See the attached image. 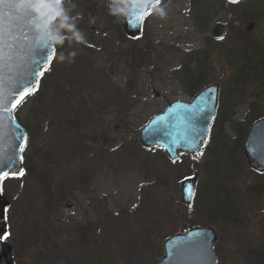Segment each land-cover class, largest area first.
I'll list each match as a JSON object with an SVG mask.
<instances>
[{"label":"rangeland","instance_id":"obj_1","mask_svg":"<svg viewBox=\"0 0 264 264\" xmlns=\"http://www.w3.org/2000/svg\"><path fill=\"white\" fill-rule=\"evenodd\" d=\"M188 2L163 0L158 9H163L164 15L154 9L147 16L144 36L131 49L132 41H121L120 13L110 10V6H125L124 0H63L70 16L79 14L76 25L85 42L66 39L62 46L56 45L55 59L41 89L18 107L17 117L33 133L29 170L19 178L7 177L2 182L3 192L12 201L11 223L30 230L29 240L36 252L21 256L20 264H157L166 237L208 220L219 235L215 242L218 264H252L247 251L264 245V175L252 171L240 151H232L229 141L246 117L244 130L253 118L264 115V54L238 53L230 67L227 60L221 61L215 55L204 63L210 68L206 81L220 80L225 86L223 110H233L227 120L219 116L218 127L203 146L202 156L183 154L173 163L161 150H146L138 142L140 128L163 111L167 101L190 98L185 75L193 62L188 61L186 49L188 41L199 39V34L198 25L186 17ZM249 4L263 19L264 0ZM261 19L253 20L258 33L264 31ZM73 51L74 58L69 55ZM133 51L135 62L130 53ZM61 54L65 56L63 61L59 60ZM230 79L236 80L237 87L229 98L230 83L228 87L226 82ZM72 103L82 111L93 109L96 103L102 109L108 106L97 132L74 126L71 118L77 108ZM69 106L73 111L68 110ZM121 108L125 110L119 112ZM250 108L253 112L247 115ZM102 140L108 141V150L110 147L108 165L103 168L101 148L106 147ZM120 143L121 148L114 149ZM76 147L84 154L93 148L94 189L70 193L64 186L66 193L58 196L55 192L58 200L49 204L46 183L40 178L46 177L44 181L57 186L55 180L61 184L63 178L75 172L79 157L73 152L68 155L65 149ZM61 152L64 155L59 158ZM212 161L222 169L217 178L231 201V216L225 221L200 213L204 211L200 205L187 208L180 201V183L194 171L200 174L199 190L204 198L213 178L207 169ZM102 193L106 200H93ZM76 223L84 239L71 245L76 231L73 235L67 231L76 230ZM51 224L58 226L56 237L52 235L45 241L40 230ZM86 224H92L87 231ZM21 240L15 243L20 245ZM48 240L52 241L46 245Z\"/></svg>","mask_w":264,"mask_h":264},{"label":"water","instance_id":"obj_2","mask_svg":"<svg viewBox=\"0 0 264 264\" xmlns=\"http://www.w3.org/2000/svg\"><path fill=\"white\" fill-rule=\"evenodd\" d=\"M126 2L127 5H137L131 7L127 14H123V29L127 35L135 38L142 33L144 20L136 21L133 13L144 8L152 10L156 3L155 0H126ZM15 11L17 15H23L22 11L18 9ZM31 15L35 17L34 13ZM15 35L19 43L10 40L12 47L5 49L6 63L2 70L5 103L11 102V93L18 90L17 83L34 67L32 61L39 59L32 51L39 41V34L35 31L34 24L29 23L27 19L20 21ZM47 45L48 47L43 49L45 53H50L52 49H55L53 42H49ZM41 63H43L42 60ZM215 87L205 89L194 99L192 104L182 101L169 104L163 113L156 115L141 129L139 142L144 146L163 147L171 159L178 158L179 150L197 153L196 149L189 147L188 141L194 136L197 138L209 136L214 109L212 101L215 95L210 96V101H205V99L208 97V92L214 90ZM154 94L159 95L156 91ZM14 112L11 116L7 112H0V123L3 124V139L0 140V156L2 157L18 158L23 155L19 151L22 141L17 137L27 136V131ZM209 114L210 116H208ZM12 116L15 119H12ZM243 150L250 168L264 173V117L256 120L250 127ZM15 167L23 170V161ZM2 170L8 171L9 176H15L11 174L12 169L3 168ZM198 176L199 172L196 171L181 182V203L186 206H190L193 202ZM1 183L2 180H0V226H3L6 222V208L9 201L2 194ZM217 239V232L211 226H194L184 233H177L164 240V254L157 264H217L214 250V243ZM4 262L7 263L6 257L1 255L0 264H4Z\"/></svg>","mask_w":264,"mask_h":264},{"label":"flooded vegetation","instance_id":"obj_3","mask_svg":"<svg viewBox=\"0 0 264 264\" xmlns=\"http://www.w3.org/2000/svg\"><path fill=\"white\" fill-rule=\"evenodd\" d=\"M163 0H160V3L154 7V9H158L161 7ZM205 1V2H202ZM252 0H240L239 3L232 4L229 3L228 0H189L188 2V9L185 11L187 13L186 17L193 23L198 25V34L199 39L191 41V39L187 43V52H188V61L193 62L192 69H188L189 74L185 75L186 79V87L188 88V91L190 93V98H188V102L194 101V99L200 95L205 89L210 88L212 86H216L214 90H211L208 92V97L205 99V101H210V96L213 94L215 95L214 100L212 101L214 103V109H213V124L212 127L215 126L216 120L220 118L228 119L229 116L232 114L233 108L230 107L228 111L225 112L223 110V82L220 80L214 79V81H206V75L208 74L210 68L207 65V60L209 61V58L212 55L218 56V58L221 61L227 60V64L230 67L234 62V56L238 53H242L247 55L250 52L253 51H260L261 54H264V31L263 33H258L255 31L253 27V20L256 18L259 22L261 19V13L257 10H254L252 6H250L249 2ZM258 1V0H256ZM263 1V0H260ZM125 2V1H124ZM259 13V14H257ZM262 20V25L264 28V18ZM144 29V28H143ZM195 35H192V37ZM140 37L137 38H129V41H134V47H137L138 43H140ZM137 44V45H136ZM140 49V48H139ZM136 59V54L134 53V61ZM237 60V59H236ZM205 63V64H204ZM193 69L197 70L194 71ZM234 74V72H233ZM183 79V83H184ZM230 83V91L228 94V97L230 98L231 95L234 92L235 87H237L236 80L230 79L226 84L229 87ZM192 85L197 86L196 90L192 93L189 87ZM234 85V87H233ZM233 91L231 92V90ZM186 101V100H184ZM170 101H167V104ZM172 102V101H171ZM93 103V102H91ZM76 106V103H72ZM166 104V105H167ZM71 106V105H70ZM101 106V107H100ZM130 107V106H129ZM74 108H77L74 107ZM93 109L86 108V110L82 111L81 108L75 109L73 113H75V116L71 119L74 121V126H77L78 129H87L88 131L91 130V132L94 134L98 131L100 128L98 125L101 123L100 121L104 116V110L108 109V106L106 108L102 109L101 104L92 105ZM209 110V109H207ZM119 112L123 111V108L118 110ZM247 115L252 114L251 108L248 112H246ZM210 116V114L208 115ZM71 124V123H70ZM85 127V128H84ZM25 128L28 133V144L27 147L24 150L23 157H24V172L28 173L29 170V162L28 158L31 155L29 150L31 142L33 139V133L28 128V125H25ZM108 141L102 140V144L106 147L101 148L103 151L102 159L103 162H101V166H107V159H108ZM81 144L84 145L82 142ZM101 144V143H100ZM123 144L120 143L118 147H114V149H120ZM78 147H76L74 150L73 148L65 149L66 153L68 155L73 152V154L76 157H79L78 160H80L79 165H77V169L75 172H73L70 176H67L63 178L64 181L59 184L56 180L53 183L58 184L57 186H51V182H46L44 179L46 177L40 178L43 180L44 183H46V192L48 194V202L49 204H53L55 201L58 200L55 192H58V196L64 195L66 191L62 187L69 188L73 192H91L92 189H94V166H93V160L90 153H92V149L86 154L83 152L80 153L79 151H76ZM144 148V147H141ZM152 148V147H151ZM150 147H145V149L151 150ZM155 148V147H154ZM78 150V149H77ZM64 155L63 152L58 153L59 158ZM91 156V157H90ZM75 157V159H76ZM75 159L73 161V164L75 162ZM94 159V158H93ZM20 176L14 177L19 178ZM72 183V184H71ZM4 196L9 200V206L7 208L6 212V222L3 224V226H0V258L1 255L6 257V262L9 264H20L21 256L28 257L30 255L31 250L35 252L33 249V245L31 244L29 240L28 231L24 228H16L13 223H11L9 212L10 208H12V201L10 198L4 193ZM94 199H98L103 201L106 200V197L103 195V193L97 197H93ZM98 201L96 204H98ZM93 202V201H91ZM102 205V204H101ZM72 208V205L69 206ZM87 207V205H86ZM85 207V208H86ZM70 210V209H69ZM52 216V212L50 213ZM96 220V217H95ZM74 221H72L73 223ZM70 223V224H72ZM81 223V222H80ZM96 223V222H95ZM55 224L49 225L47 229H41L45 241L47 239H50L53 235L56 237L54 230L58 228L53 227ZM68 225V224H67ZM92 224L90 225V227ZM104 226L102 222V227ZM89 225L86 224L85 230L87 231L89 228ZM62 229V227H61ZM69 229V225H68ZM76 230L67 231L69 235H73L76 231L75 238L73 237V240L71 241V245L76 243L78 240L82 241L83 235L79 234V231L81 230V226L76 223L75 225ZM22 230V231H19ZM18 231V232H17ZM20 232V234H19ZM51 232V233H50ZM45 234V235H44ZM87 234V233H86ZM86 236V235H85ZM16 239H24L26 241V244L21 240V244L17 245L15 243ZM52 240H48L46 242V245H49ZM53 246H56L54 243ZM43 252V251H42ZM53 251L51 252L52 256ZM36 254V252H35ZM4 262V264H7Z\"/></svg>","mask_w":264,"mask_h":264},{"label":"snow or ice","instance_id":"obj_4","mask_svg":"<svg viewBox=\"0 0 264 264\" xmlns=\"http://www.w3.org/2000/svg\"><path fill=\"white\" fill-rule=\"evenodd\" d=\"M24 2L25 0H0V112H7L10 116L14 110L26 102L28 97L36 93L39 88V78H43L45 73L50 70L52 61L55 59V49H52L50 53H45L43 49L47 48L48 45L38 41L32 51L39 59H34L32 61L34 67L31 68L28 75L22 77L21 81L17 83L16 87L18 90L11 93V102L5 103L6 97L4 94V79L2 75L3 66L6 63L5 49H10L12 47L10 40L16 41L17 44L19 43L15 31L19 27L20 21L27 19L29 23L35 24L36 22V17L32 16V12L28 9L22 11L23 15L16 14L15 10ZM228 2L236 4L239 3L240 0H228ZM155 3L159 4L160 0H155ZM150 15L151 10L148 8L136 10L133 13L135 20L139 22H142ZM41 60L43 63H41ZM12 119H15V117L12 116ZM17 127L19 126L17 125ZM2 128L3 124L0 123V140L3 139ZM17 139L22 141V145L19 146V151L23 153L28 144V137L26 135H21L18 136ZM207 143L208 137L206 136H201L200 138L194 136L188 141L189 147L196 149L201 156L204 153L199 151V148L201 146H207ZM23 159V155H20L18 158L0 156V180L7 178L10 174L8 171H3V168L12 169V175L23 176L24 171L15 167L21 163ZM173 163H175V161H173Z\"/></svg>","mask_w":264,"mask_h":264},{"label":"clouds","instance_id":"obj_5","mask_svg":"<svg viewBox=\"0 0 264 264\" xmlns=\"http://www.w3.org/2000/svg\"><path fill=\"white\" fill-rule=\"evenodd\" d=\"M137 5H125L123 7H111L113 13L127 14L131 7ZM75 7V5H73ZM30 10L35 14L36 22L34 24L35 31L39 34L38 39L42 44L53 42L55 45L62 46L65 40L69 42L75 41L85 42V36L81 30L77 28L76 19L68 14V9L63 5V0H25L18 10ZM158 13L163 16L164 10L157 9ZM70 34V35H68ZM70 57L74 58L76 52H71ZM65 59L64 54L59 56V60Z\"/></svg>","mask_w":264,"mask_h":264},{"label":"trees","instance_id":"obj_6","mask_svg":"<svg viewBox=\"0 0 264 264\" xmlns=\"http://www.w3.org/2000/svg\"><path fill=\"white\" fill-rule=\"evenodd\" d=\"M120 31L122 33L121 41L122 42L128 41L129 38L123 33L121 25H120ZM132 42H134V41H132ZM133 47H134V43L131 44V49H133ZM140 50L141 49H139V51ZM134 51L130 52L132 54L131 57H133V60H134ZM126 63L130 67H134V65L130 61H126ZM189 88L191 89L190 91L193 93L196 90L197 86L192 85ZM128 108H126V109H128ZM68 110L73 111V108L69 106ZM123 110H125V109H123ZM246 119H248V118L246 117L245 120ZM254 119H256V117L251 120V123H253ZM218 120L220 122V119L216 120L214 129H217V127H218L217 126ZM243 122H241V123L239 122L240 123L239 124L240 129H238V125L236 126L237 132L234 135V137L232 139H230L229 142L232 143V146L230 145L232 147V151H234L236 154H238V152L240 151V153L244 157V155H243V142L245 141L248 129L244 130L242 128ZM214 132H216V131H214ZM220 137H223V133H222V135L220 134ZM224 145H226V143ZM227 157L230 160L229 156H227ZM207 169H208V175L210 177L213 176V178L210 180L208 187L206 188L204 198H201L200 190H199V188L197 189L193 206L195 205V207H196V205H200V207H202L204 210V211H201L200 213H204V215L209 214L210 216L213 217V219H216V220L221 219L222 221H225L226 220L225 217H228V215L231 216V213L229 212V210L231 208V205H230L231 201L228 202L229 199L227 198V196L229 195V193L227 192L226 189H224L222 187L221 180L217 178L218 174H222V169L219 167V163L217 161H215V162L212 161L209 164ZM212 224H213V222L208 220L207 222H204L203 224H199V225L205 226V225H212ZM247 255L252 256V258H253L252 264H264V245L260 246L259 249H251V251H247Z\"/></svg>","mask_w":264,"mask_h":264}]
</instances>
